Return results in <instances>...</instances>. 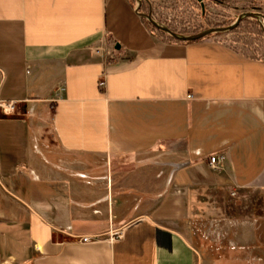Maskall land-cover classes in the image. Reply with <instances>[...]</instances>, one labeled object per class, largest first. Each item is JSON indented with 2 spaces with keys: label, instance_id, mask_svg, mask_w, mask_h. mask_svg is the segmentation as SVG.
Here are the masks:
<instances>
[{
  "label": "crops",
  "instance_id": "1",
  "mask_svg": "<svg viewBox=\"0 0 264 264\" xmlns=\"http://www.w3.org/2000/svg\"><path fill=\"white\" fill-rule=\"evenodd\" d=\"M0 101V264H264V210L218 258L186 195L264 192V60L156 34L131 0H0ZM152 152L171 191L132 198L167 170L115 182L112 162Z\"/></svg>",
  "mask_w": 264,
  "mask_h": 264
},
{
  "label": "rangeland",
  "instance_id": "2",
  "mask_svg": "<svg viewBox=\"0 0 264 264\" xmlns=\"http://www.w3.org/2000/svg\"><path fill=\"white\" fill-rule=\"evenodd\" d=\"M131 1L141 13L150 14L159 25L182 35L230 26L243 14H261L257 18L245 17L232 31L211 34L206 38L220 40L249 57L264 60V0ZM144 21L154 33L171 38L167 33L156 29L147 19L144 18ZM168 164L169 159L159 152L140 157H124L112 162V176L115 182L122 179L132 181L138 176H146L150 182L153 178L160 180L161 170L165 167L166 179L162 185L155 186L146 194L134 187L124 191L132 198L140 197L145 200L171 191L168 182L171 168H168ZM187 193L194 203L190 216L193 240L196 244L211 248L218 258L234 256V253L227 250H231L235 243L241 244L235 236V229L238 225L249 222L252 215L264 210V192L232 188L229 183L224 186L197 187ZM118 194L116 191L115 195Z\"/></svg>",
  "mask_w": 264,
  "mask_h": 264
},
{
  "label": "water",
  "instance_id": "3",
  "mask_svg": "<svg viewBox=\"0 0 264 264\" xmlns=\"http://www.w3.org/2000/svg\"><path fill=\"white\" fill-rule=\"evenodd\" d=\"M137 13L140 14L143 18L147 19L156 29L161 30L165 33H167L171 38H173L174 40L180 41V42H193V41H198L201 39H204L206 37H208L211 34H215V33H222V32H228V31H232L234 30L236 27H238V25L242 22V20L245 17H260L261 14H256V13H247V14H243L240 15L237 20L231 24L230 26L227 27H220V28H211L202 32H199L197 34H193V35H182V34H178L176 32L171 31L169 28L163 27L161 25H159L157 22H155L150 14H143L139 11V8L137 7ZM116 49H120V44L116 45Z\"/></svg>",
  "mask_w": 264,
  "mask_h": 264
},
{
  "label": "built area",
  "instance_id": "4",
  "mask_svg": "<svg viewBox=\"0 0 264 264\" xmlns=\"http://www.w3.org/2000/svg\"><path fill=\"white\" fill-rule=\"evenodd\" d=\"M136 12H137V8H136ZM0 109L2 110L4 114H13L17 110L16 102L0 101ZM225 160H226V157L224 154H215L211 156L209 159L210 167L214 170H218L220 169L222 164L225 162ZM121 237H122V234L120 232H112L110 233L109 239L115 240V239H120ZM97 239L98 238L96 237L85 236V237L80 238L79 241L83 243H88V242L96 241Z\"/></svg>",
  "mask_w": 264,
  "mask_h": 264
},
{
  "label": "trees",
  "instance_id": "5",
  "mask_svg": "<svg viewBox=\"0 0 264 264\" xmlns=\"http://www.w3.org/2000/svg\"><path fill=\"white\" fill-rule=\"evenodd\" d=\"M169 39L172 40V41L180 42V41L174 40L173 38H169Z\"/></svg>",
  "mask_w": 264,
  "mask_h": 264
}]
</instances>
